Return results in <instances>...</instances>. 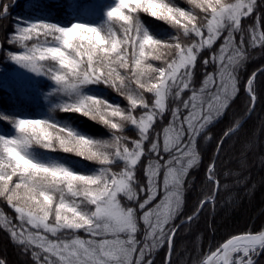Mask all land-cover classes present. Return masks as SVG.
<instances>
[{"label":"clouds","instance_id":"clouds-1","mask_svg":"<svg viewBox=\"0 0 264 264\" xmlns=\"http://www.w3.org/2000/svg\"><path fill=\"white\" fill-rule=\"evenodd\" d=\"M150 3L151 0H137L133 7L147 8ZM186 3L194 11L185 14L182 27L168 23L177 34L166 41L147 32L140 21V12L128 13L123 21L112 19L104 29L91 26L89 30L88 25L79 23L70 61L73 67L70 70L61 66L67 83H60L70 90H77L79 85L103 83L123 96L128 107L80 95L77 90L73 102L64 105L61 111L78 113L105 126L111 138H88L44 120H26L30 125L38 121L40 127L25 131H20L16 124L20 137L8 138L11 142L8 167L12 171L7 176L0 174V196L17 208L21 219L32 229H48L56 235L71 230L73 238L64 243L86 248L93 264H133L134 260L140 264L145 256L150 258L144 264H153L155 254L166 241L171 247L169 232L175 234L173 222L185 210L186 193L195 180L191 173L203 163L198 141L206 146L212 140L209 126L226 113L238 93V73L245 67L247 54L242 45L236 44L234 33H242L241 17L251 10L254 0H186ZM195 10L211 16L214 29L200 22ZM174 14L182 18L178 10ZM205 30L210 34L205 36ZM133 31L131 36L126 34ZM225 32L220 54L212 57L220 59L223 50L230 53L226 61L220 59L219 72L223 77L215 91L206 83L213 80L212 75H207L198 87L195 83L198 57ZM34 47L35 44L31 48ZM208 62L204 60L206 65ZM185 92L190 93L187 99ZM191 106L201 111L194 126L180 120L183 109ZM168 113L172 119L165 128L161 146L152 136L153 125L163 121ZM128 126L136 129L135 136L126 134ZM230 132L229 127L224 136ZM3 139L0 137V142ZM33 144L72 153L99 165V169L84 175L62 164L35 162L23 151ZM161 150L168 154L167 160L160 155ZM4 167L0 163V170ZM141 167L145 168V181L137 175ZM160 171L164 172L163 199L147 208L157 196ZM207 174L208 168V178ZM13 177L17 178L15 182ZM3 215L0 211V216ZM141 221L142 240L137 239ZM79 230L91 233L93 238L82 239L76 235ZM23 239L27 244L38 237L29 230ZM137 247L143 256L137 257Z\"/></svg>","mask_w":264,"mask_h":264},{"label":"trees","instance_id":"trees-1","mask_svg":"<svg viewBox=\"0 0 264 264\" xmlns=\"http://www.w3.org/2000/svg\"><path fill=\"white\" fill-rule=\"evenodd\" d=\"M169 2L185 11H194L186 0ZM116 3L117 0H0V5L6 9L3 11L0 7V137L18 139L21 134L16 124L19 120L25 119L54 123L88 138H111V132L105 126L78 113L61 111V108L73 102L77 90L80 95L95 96L112 105L127 108L128 101L123 96L103 83L79 85L77 90L67 89L52 78L49 67L59 68L57 61L51 58L40 61L39 64L43 67L37 72L30 66L13 60L10 54L23 55L27 48L38 42L36 37L22 41L21 28L41 23L68 28L80 23L104 29L111 24L107 11ZM257 5L259 6L257 9L247 17L241 18L243 48L247 60L245 67L238 73V93L226 109V113L209 126V130L213 132L212 140L206 146L198 141L203 153V163L198 170L191 173L195 180L186 193L185 210L175 219L172 227L176 230L189 216L193 219L172 235L170 248L167 241L165 242L155 254L153 264H202L208 255L233 236L258 234L264 231V46L257 44L253 47L250 44L251 29H255L257 33H264V0H257ZM195 12L200 18L207 15L199 10ZM2 15L4 16L1 17ZM139 18L147 32L156 39L166 41L177 34L176 29L162 20L143 12L139 13ZM226 35L225 32L214 42L211 49L205 48L198 57L195 68V83L198 87L203 85L207 75L213 76L214 83L209 85L213 91L219 84L220 61H214L212 57L220 54ZM234 38L236 44L241 45V33H234ZM39 39L43 40V37ZM53 46L57 45L49 37L44 47ZM229 54L228 52L223 54L225 61ZM205 59L209 61L207 65L204 63ZM250 79L253 80L251 93L248 90ZM184 95L187 99L190 93L185 92ZM252 95L256 97L254 105ZM141 111L137 109V112ZM188 113L189 109H183L180 120L183 121ZM171 119V114L168 113L163 121L158 120L153 125L152 136L161 146L166 136L165 128ZM229 127L235 131L225 137L224 132ZM125 132L129 136L136 135L133 126H128ZM187 139L185 136V140ZM23 151L35 162L46 165L62 164L78 174L90 175L99 169V165L69 152L52 151L35 144L25 147ZM160 155L164 160L168 159V154L162 150ZM213 162L216 180L209 182L206 169ZM137 175L142 181L147 179L143 167L139 169ZM16 179L13 177V182ZM163 181L164 172L160 171L157 177V196L146 206L147 208L154 207L163 199ZM202 200L206 201L203 207ZM0 211H3L12 225L19 228L21 221L18 219V213L3 198H0ZM23 227L33 232L37 231L26 223ZM140 228L137 239L142 240L144 235L142 221ZM39 231L48 240L56 243L67 242L73 238L71 230H62L55 236L44 233L42 229ZM76 235L85 240L93 238L83 230H79ZM32 251L41 250L33 246L25 251L23 245L14 243L5 226L0 225V259L5 260V264H36L32 258ZM44 255L46 254L40 256L41 260ZM149 258L146 257L145 260ZM252 259L255 264H264V250Z\"/></svg>","mask_w":264,"mask_h":264},{"label":"snow or ice","instance_id":"snow-or-ice-1","mask_svg":"<svg viewBox=\"0 0 264 264\" xmlns=\"http://www.w3.org/2000/svg\"><path fill=\"white\" fill-rule=\"evenodd\" d=\"M137 3V0H117V3L114 7L107 11V17L109 20L119 18L123 21L128 13H136V12H143L157 20H162L169 24H175L179 27L183 26V18H187L185 16L186 13L192 11H185L180 7L173 6L169 0H151V3L148 5L147 8L140 7L134 8L133 5ZM3 8V11L6 10L3 5H0ZM259 6L257 5V0H254V5L251 7V10L248 11L247 15L243 17H247L250 13L257 9ZM127 10V12L125 11ZM179 11L181 19H178L177 15L174 13ZM209 15L207 14L203 18H200V22L205 25H209L210 28L215 27V22L212 20V17L208 18ZM242 18V17H241ZM259 22V17L257 18ZM80 30V24L76 23L73 24L71 27L62 28L52 24H31L28 27H24L20 29L21 37L20 39L29 40L33 37L37 38V44L34 48H27L26 52L23 55H11V58L17 62L24 63L27 66H30L32 70L39 72L43 65H40V61H45L51 58L54 61H57L59 64V68L49 67L51 70L52 78H55L58 83L64 82L63 72L61 66H68L69 69L73 67L70 64V61L73 59L72 57V50L75 48V39L78 36ZM89 30H91V26H89ZM252 31V39L250 40V44L255 47L257 44L264 46V33H257L255 29H251ZM129 36L134 34L133 32L126 33ZM205 34V33H204ZM210 33L207 31V35ZM43 37V40L39 38ZM51 37L52 41L57 45L53 47H44L45 44L48 43V38ZM11 43V40L9 41ZM241 45L243 46V30L241 33ZM30 49V50H29ZM224 53L227 50H223ZM220 59L225 60V56L221 55ZM215 59L213 60H219ZM62 73V74H61ZM91 75V73H90ZM255 73L253 74V77ZM219 77H223V73L219 72ZM209 85L214 83V80L206 81ZM249 84V92L251 93V85L253 84V80L250 79L248 81ZM256 97L252 95V102L253 105L255 103ZM189 113L187 116L184 117L185 122H188L190 125H195L197 121L201 118V111L197 106H191L188 108ZM18 128L20 131H25L28 128L38 129L40 127L39 122L37 121L35 124L30 125L26 122L25 119H21L17 122ZM235 131V129H231V132ZM230 132V133H231ZM229 133V134H230ZM228 134V135H229ZM227 135V136H228ZM11 142L8 138H4L2 142H0V163L5 165L3 170H0V174L5 176L9 175L12 171L8 165H10L9 160V153L11 152L10 147ZM19 150V149H17ZM208 180L209 182L215 181V165H209L208 167ZM3 198V196H0ZM214 199V198H209ZM5 200V199H4ZM7 201V200H6ZM206 201H201V207H203ZM9 206L13 207L14 211L18 213V219L21 221L19 228L16 225H12L10 220L5 216H0V225H4L5 228L10 232L14 243H18L24 246L25 251H28L33 246L35 248L40 249L41 251H32V258L36 261V264H93L92 260L89 259V253L86 248L80 247L79 245L73 244L72 246H66L64 241L59 243L52 242L47 239L45 235H42L39 231L40 229H36V235L38 237L37 240H31L27 244L23 239V235L29 232V229L24 228V221L21 219V214L17 210L12 203H9ZM193 217L191 216L189 221H191ZM44 233H51L54 234L53 231H49L48 229H42ZM171 235L169 236L172 239V231H170ZM92 236L91 233H88ZM17 237H20L17 239ZM138 249V247H137ZM136 251L137 257L143 256L141 249ZM264 250V231H261L258 234H242L233 236L226 243L222 244L216 251H213L207 258L202 262V264H255V261L252 259L253 256L259 255V251ZM234 253H242V255L237 256L236 258L233 257ZM44 255L43 260L40 259V256ZM55 257L56 259H53ZM247 257V259H245ZM146 256L144 257L145 260ZM144 260L140 261V264H144ZM2 264H5V260L0 259ZM133 264H136V261H133Z\"/></svg>","mask_w":264,"mask_h":264},{"label":"water","instance_id":"water-1","mask_svg":"<svg viewBox=\"0 0 264 264\" xmlns=\"http://www.w3.org/2000/svg\"><path fill=\"white\" fill-rule=\"evenodd\" d=\"M188 222H189V220H185V221L181 222V223L178 225V227L176 228V230L179 229L182 225H184V224H186V223H188ZM176 230H175V232H176ZM261 251H262V250H261Z\"/></svg>","mask_w":264,"mask_h":264},{"label":"rangeland","instance_id":"rangeland-1","mask_svg":"<svg viewBox=\"0 0 264 264\" xmlns=\"http://www.w3.org/2000/svg\"><path fill=\"white\" fill-rule=\"evenodd\" d=\"M240 255H242V253L236 254L234 258H236L237 256H240ZM245 259H247V257H245Z\"/></svg>","mask_w":264,"mask_h":264},{"label":"bare ground","instance_id":"bare-ground-1","mask_svg":"<svg viewBox=\"0 0 264 264\" xmlns=\"http://www.w3.org/2000/svg\"><path fill=\"white\" fill-rule=\"evenodd\" d=\"M236 254H238V253H234V254H233V257H235Z\"/></svg>","mask_w":264,"mask_h":264}]
</instances>
